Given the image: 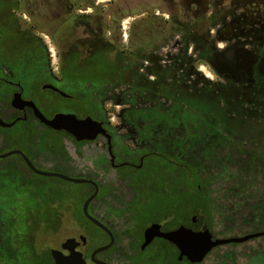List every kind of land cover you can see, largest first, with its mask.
I'll return each instance as SVG.
<instances>
[{
	"label": "rangeland",
	"instance_id": "374dc122",
	"mask_svg": "<svg viewBox=\"0 0 264 264\" xmlns=\"http://www.w3.org/2000/svg\"><path fill=\"white\" fill-rule=\"evenodd\" d=\"M4 1V4H8L7 1ZM95 1V9H79L78 14L85 13L93 16L91 19L82 18L81 20L77 17V31L71 35L72 23L69 29L66 28L67 25L60 26L63 18H56L50 14V11L56 8L49 5L47 0H20V3L14 0L12 4L20 6L18 11L22 15L23 21L20 24V21L17 20L18 23L13 24L15 29H10L11 23L8 17L10 7H6L5 13L3 12L1 15L0 29H5V31L0 42V65L7 69L12 65L23 64L29 67L31 75L36 74V70L39 68V79H44V81L52 77L51 73H55L61 77L59 84L61 88L77 97L81 93L79 84L83 79L80 78L78 71L72 74L71 81L64 78L62 68L77 64L73 54L82 52L79 40L91 35L88 32V25L92 31L108 28L107 37H110L119 47L132 48L140 43V36L137 34L138 25L148 13H155L165 19L170 18L172 14L170 12L182 15L180 7H177V4L182 0ZM80 2L83 3L84 0H80ZM87 21L90 23L93 21L92 27ZM26 27L33 28V33L19 36L10 35V31L16 32L18 29L23 30ZM247 40L248 38L246 40L241 38L237 41L233 38L218 42L220 58L224 63L223 69L212 64L196 63V69L204 77L222 85L220 89L224 92V103L227 102L231 106L235 102L244 104H241L245 110L244 113H225L229 116L235 115V118L239 119L236 121L238 127L243 124L250 127L247 135L241 140L244 144L237 145L238 151L233 154L241 155L245 159L249 157L250 163L253 159L250 155L259 154V161L255 163L256 165L249 173L244 172L245 161L242 158H236L233 154L231 155L233 159L229 158V161L224 164L223 161L216 162L212 166L215 181L209 188L213 197L217 199L219 212H214L215 218H213L211 229H209L216 237L221 238L264 231V225L253 226V223L259 221L257 216H254V212L257 210L256 202L264 197V112H257L253 102H244L246 88L251 84L250 77L257 64L264 77V55L256 54L257 49L247 43ZM242 41L245 43L239 48L237 43L241 44ZM183 50V41L177 36L169 40L165 46L160 47L158 54L164 58L163 63L168 64L172 54L181 53ZM192 51L191 47L189 53L193 54ZM79 66L77 65L76 70L80 69ZM228 74H232L233 77ZM227 77L236 80L228 83ZM218 89L217 87L210 89V99L215 98V92ZM41 94L45 101V111H73L78 117H83L80 114L82 106L79 100L62 99L49 91ZM78 97L85 101L88 99L85 92ZM103 107L105 118L96 119L103 121L111 128L112 132L116 133L117 138L114 140L116 149L112 151L118 155L117 162L130 161L139 165L140 158L143 156L144 160L140 169L114 168L110 161L107 138L103 135L98 136L94 141H86L78 145L67 135H60L59 140L56 141L53 135L41 132L36 138L41 137V141L49 146L52 145L50 147L52 149H44L36 159L44 169L61 168L67 170L71 176L83 175L95 179L100 185L102 194L93 203V212L117 230L120 242L119 250L131 253V247H128L129 240L124 236V229H126L124 226L128 225L127 210L132 207L137 194L138 199L133 203L134 218L130 220L128 230L133 239L132 246L136 249L144 228L151 223L149 221L152 216L157 214L164 205H166V209L174 206V209L179 207L176 221L186 218L185 189L183 190L173 182L177 177L175 173H178L173 169L181 168V162L174 160L168 153L173 149V136H167L164 141L158 138L160 135L157 132L148 136L147 132H141L147 124L146 121L139 122L138 128L131 127L122 116L126 105L118 104L112 99L104 100ZM178 133L180 131L176 132V134ZM153 142L155 146H153ZM160 143H164V147H167L165 152L160 149ZM54 146L56 150H53ZM150 149L151 151L147 155ZM259 150L262 152H258ZM146 157L149 159L147 163ZM133 177L140 180L139 193L136 185L132 182ZM31 179L35 181L27 183L24 190L15 191L14 189L21 185L9 182L0 174V188L10 194L8 198L4 197L5 195L2 196L0 205L11 207L13 204V206L16 205L22 210L24 209L23 211L30 216L32 223L46 230L43 241L47 248L59 247L67 237H78L79 234H85L81 227L82 224L85 226L84 230L89 229L90 232H94L97 229L90 223L79 220L75 216L73 205L67 203L63 207H56L51 204V201L59 195L56 187H66L76 193L77 197L78 191L73 184L57 177ZM36 181L41 182V186L38 183L35 184ZM88 188V185L83 184L82 191L88 192ZM178 188L183 193L172 192ZM12 190L14 191L11 192ZM166 209L163 208L161 211L165 212ZM221 216L224 217L223 222ZM159 222L165 224L166 221ZM196 223H193L190 218L188 222L180 224H187L195 229L206 228L198 227ZM173 252L175 253L170 245L156 239L155 243L139 256L141 259L135 264H190L186 259L167 263L165 258L168 255L173 258ZM146 258L152 261L147 263ZM123 260L122 256H114L112 262L113 264H122ZM197 264H264V236L243 243L218 246L201 263Z\"/></svg>",
	"mask_w": 264,
	"mask_h": 264
},
{
	"label": "trees",
	"instance_id": "16d2710c",
	"mask_svg": "<svg viewBox=\"0 0 264 264\" xmlns=\"http://www.w3.org/2000/svg\"><path fill=\"white\" fill-rule=\"evenodd\" d=\"M3 1L0 0V7L5 5ZM77 4L78 9L96 8L95 0H84L83 3L77 0ZM177 7L181 9V16L170 12L172 13L170 18L165 19L155 13H148L141 19L137 32L140 43L132 48L119 47L107 37L108 28L92 31L88 25V32L91 35L79 40L82 52L73 54L77 65H80V69L76 71L83 79L79 84L80 90L81 93L85 92L88 95V99L86 101L80 99L78 95L81 93H79L77 100L82 106L81 115L104 119L103 101L112 99L118 104L126 105L122 116L131 127L138 128L139 122L146 121L147 124L141 132H147L148 136L157 132L160 135L158 138L162 141L167 136H173V149L168 153L174 160L181 162V168L173 169L178 171L173 182L185 189L184 208L187 216L176 221L179 207L166 209L164 205L149 222L166 221L165 228H173L181 222H188L190 218L192 221V216L195 215L196 226L211 229L215 218L214 212H219L217 199L213 197L209 188L215 181L212 166L216 162L223 161L224 164L232 158L231 155L238 151L237 145L244 144L241 140L247 135L250 127L244 124L238 127L236 121L239 119L235 118V115L225 114L226 112L244 113L245 110L241 105L243 103L235 102L233 106L224 103V92L220 89L222 85L204 77L196 69V63L212 64L223 69L224 63L220 58L218 42L233 38L237 41L248 38L247 43L255 46L256 54L264 55V0H182ZM92 16V14H78V19H91ZM87 23L92 27L93 21ZM70 24L71 18L68 15L66 23H60V26L67 25L66 28L69 29ZM177 36L182 39L184 50L172 54L169 58L170 62L165 64L164 58L158 54V49ZM244 43L243 41L241 44L237 43V46L240 48ZM191 47L193 54L189 53ZM259 68L258 64L254 67L244 102H253L257 112L262 113L264 112V77ZM73 73L68 68H62L63 77L70 81ZM228 75L233 77L232 74ZM235 80L227 77L228 83ZM212 87L219 88L215 92V98H212L215 100L210 99L209 96ZM178 131L180 133L176 134ZM111 134L114 143L117 138L116 133L111 132ZM63 135L69 136L78 145L86 142L77 141L66 133ZM51 146L40 141L38 152L52 149ZM153 146H155L154 142ZM159 147L164 152L167 150L164 143H160ZM53 150H56V147ZM150 151L151 149L147 155ZM233 156L245 161L246 173L251 172L255 163L259 161L258 153L250 155L253 157L251 163L249 157L245 159L241 155L233 154ZM147 157L146 163L149 160ZM55 170L70 175L65 169L55 168ZM132 182L139 193V178L133 177ZM37 183L41 186V182L36 181L35 184ZM71 184L78 191L77 197L76 193L66 187H56L59 195L51 201V204L63 207L69 203L73 205L72 208L79 219L88 221L81 209L89 193L82 191L83 184ZM172 192L183 193L179 188ZM137 199L138 194L133 203ZM133 203L127 210L129 224L134 218ZM255 206L257 210L254 216H257L259 221L253 223V226L260 227L264 225V197H261ZM163 208L166 209L165 212L161 211ZM223 219L224 217L221 216L222 222ZM128 230L129 228L124 234L130 236ZM173 249L175 253L173 252V258L169 262L178 260L177 251Z\"/></svg>",
	"mask_w": 264,
	"mask_h": 264
},
{
	"label": "flooded vegetation",
	"instance_id": "af4514ba",
	"mask_svg": "<svg viewBox=\"0 0 264 264\" xmlns=\"http://www.w3.org/2000/svg\"><path fill=\"white\" fill-rule=\"evenodd\" d=\"M13 2L14 0L7 2L8 4L0 7V18L3 12L5 13V8L10 7L8 16L11 23L10 29H15V25L13 24L18 23L17 20L20 21V24L23 21L21 19L22 15L18 11L20 6L12 4ZM17 3H20V0H17ZM48 4H51V6L53 5L54 8H56L55 10L52 9L50 14H53L56 18H63L61 23H66L68 15L70 16L72 23L70 33L71 35L75 33L77 31L76 20L79 11L77 8V0H53L49 1ZM33 30V28L31 29L26 27L23 30L18 29V31H14L15 33L13 31H9L11 36H19L28 34L30 35L33 33ZM4 31L5 29H0V42L4 36ZM66 67L75 72L77 64H73L72 66L67 65ZM39 71L40 69L38 68V70H36V74L31 75L29 67L23 64L12 65L7 67V69L4 68L3 65H0V118L7 123V125H0V154L14 150H20L32 161L36 168L40 170H48L44 169L37 162L36 157L39 155L38 143L41 141V137L36 138V136L38 134L40 135L41 132L49 133L54 136L56 141H58L60 135L68 133L65 130H55L47 125L46 122L42 121L37 115L35 108H37L46 118L51 119L57 113L65 111H45V101L44 97H42V92H53L62 99L77 100V97L61 88L59 85L61 83L60 76L56 75L55 73H51L52 77H50L49 80L44 81V79H39ZM29 102H32L34 105L30 104ZM68 112L69 111H66V113ZM71 113H73V111ZM104 125L111 134V128H109L105 123ZM111 136L113 150L116 149V146L112 142L113 135L111 134ZM117 157L118 155L114 154V164L111 162L112 166L117 169H122L124 167L140 169L144 160V157L142 156L140 158V164L137 165L130 161L117 162ZM50 171L57 170L51 169ZM0 174L3 175L4 178L9 182H15L17 185H21V187H16L15 189L13 188L15 191L24 190L27 183L35 181L31 178L48 177L38 174L33 169H31L20 153H12L7 157L0 158ZM86 185L89 187V196L94 192L95 188L91 184ZM101 194L102 192L99 185L98 194L89 204L88 211L91 215L98 218L108 227L113 235V243L108 249L96 253L94 257L93 254L95 250L99 247L109 244L112 241V236L109 232L95 225L85 216L83 213V206L81 211L88 221L82 218L79 219L76 216L75 210H73L75 216L79 220L83 222L86 221L97 228H95L96 230H94V232H90L89 229L84 230L85 226L82 224L81 227L83 228L85 234H79L78 237L70 236L76 237L78 241H80L81 235L86 236V242L84 243L81 241L77 249L83 253L87 264H100L97 263L96 260L105 262L107 264H113L112 259L114 256H122L124 259L122 264H135L141 259L139 256L146 252L148 248L153 243H155L156 239L164 241L171 247L175 248L177 253H179L176 246L164 238H155L151 244L143 249L142 243L144 230L142 232L141 240L139 241L137 249L136 247L132 246L133 239L131 235L128 236L124 234V236H126L129 240L128 247H131V253H125L124 251L122 252V250H119L120 242L117 230L106 223L103 219L99 218L92 209L93 203L96 202ZM3 195H5L4 197L6 198L10 196V194L5 192L3 188H0V199ZM23 210L16 205L13 206V204L11 207H4L0 205V264H54L51 249H62V243L69 237L63 240L59 247L47 248L43 241L46 230L40 228L37 226V224L32 223L30 216ZM124 227L128 229L130 227L129 223ZM126 229H124V231ZM162 229L170 230L173 228H165L164 224H162ZM63 252L65 254L69 253L68 250H63ZM170 259L171 256L168 255L165 258V261L168 263ZM149 261L151 260H147V262Z\"/></svg>",
	"mask_w": 264,
	"mask_h": 264
},
{
	"label": "water",
	"instance_id": "95a60500",
	"mask_svg": "<svg viewBox=\"0 0 264 264\" xmlns=\"http://www.w3.org/2000/svg\"><path fill=\"white\" fill-rule=\"evenodd\" d=\"M30 103V102H29ZM34 105L32 102L30 103ZM36 113L40 119L46 122L47 125L55 130H65L77 141H94L98 136L103 135L107 138L108 151L111 156V162L114 164V154L112 151L111 134L105 127L104 122L92 116L78 117L71 112H59L53 118H46L37 108ZM0 125H7V123L0 118ZM12 153H20L26 160L27 164L36 173L48 177H57L64 181L75 184H91L94 186V192L89 195L83 203V213L95 225L109 232L112 236V241L95 250L93 257L96 253L108 249L113 243V235L108 227L102 223L98 218L91 215L88 211L89 204L97 196L99 185L95 179L86 177H77L65 174L60 171L40 170L34 166L32 161L20 150H14L7 153L0 154V158L9 156ZM192 222L196 223L197 218L192 216ZM264 236V231L248 233L242 236L232 237H216L209 228L195 229L187 224H180L176 228L170 230H163L162 223L159 221L151 222L143 232L142 248L144 249L153 242L155 238H164L171 242L178 249V260H188L190 263H201L206 256L216 247L227 244H238L251 240L256 237ZM86 242V236L81 235L80 241L76 237L67 238L61 245L62 249L52 248L51 254L54 259V264H87L83 253L77 249L80 243ZM63 250H68L69 253L65 254ZM97 263L107 264L102 261L96 260Z\"/></svg>",
	"mask_w": 264,
	"mask_h": 264
}]
</instances>
